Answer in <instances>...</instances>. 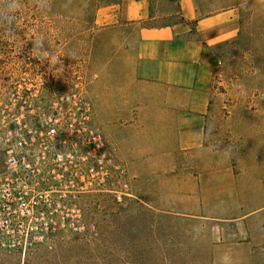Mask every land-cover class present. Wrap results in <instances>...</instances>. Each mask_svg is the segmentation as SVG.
I'll list each match as a JSON object with an SVG mask.
<instances>
[{"label": "rangeland", "instance_id": "374dc122", "mask_svg": "<svg viewBox=\"0 0 264 264\" xmlns=\"http://www.w3.org/2000/svg\"><path fill=\"white\" fill-rule=\"evenodd\" d=\"M234 1L242 30L210 47L211 97L201 145L145 150L129 114L108 97L101 104L95 97L90 54L97 27L89 11L71 0H20L13 31L0 26V97H13L18 84L37 97H57L82 75L95 125L116 144L132 177V196L85 198L89 228L83 236L60 234L24 255L0 247V264H40L60 249L79 255L80 264H221L225 254L231 264H264V18L249 19L247 0ZM11 8V0H0V14ZM37 39L43 40L39 59ZM51 54L58 63L50 65Z\"/></svg>", "mask_w": 264, "mask_h": 264}, {"label": "crops", "instance_id": "0c3cea01", "mask_svg": "<svg viewBox=\"0 0 264 264\" xmlns=\"http://www.w3.org/2000/svg\"><path fill=\"white\" fill-rule=\"evenodd\" d=\"M71 1L97 27L90 54L97 101L108 97L129 114L145 150L198 148L211 97L210 47L240 34L236 1ZM246 2L249 19L264 18V0ZM158 17L167 23L146 24Z\"/></svg>", "mask_w": 264, "mask_h": 264}, {"label": "built area", "instance_id": "2783aa9c", "mask_svg": "<svg viewBox=\"0 0 264 264\" xmlns=\"http://www.w3.org/2000/svg\"><path fill=\"white\" fill-rule=\"evenodd\" d=\"M69 92L37 97L32 87L0 97V247L26 252L58 235L88 230L83 200L131 197L117 146L95 125L79 73Z\"/></svg>", "mask_w": 264, "mask_h": 264}, {"label": "clouds", "instance_id": "9594fccd", "mask_svg": "<svg viewBox=\"0 0 264 264\" xmlns=\"http://www.w3.org/2000/svg\"><path fill=\"white\" fill-rule=\"evenodd\" d=\"M12 3V8L9 10V14L8 15H4V14H0V26H4L6 27V29L9 31V33H11L15 27V20H16V12L20 7V0H11ZM40 6H43L42 4ZM43 42L42 39H37L36 41H34V48L36 49V55L35 57L39 59L40 57V45ZM43 55H45L46 57L49 56L48 52H44ZM72 57V56H70ZM73 58V57H72ZM49 63L51 64H56L58 63V57L55 55H50V59H49ZM214 125L209 124L207 126V134H211L212 129H213ZM230 155V149H225V156H229ZM221 264H231V257L228 254H225L221 257Z\"/></svg>", "mask_w": 264, "mask_h": 264}, {"label": "trees", "instance_id": "16d2710c", "mask_svg": "<svg viewBox=\"0 0 264 264\" xmlns=\"http://www.w3.org/2000/svg\"><path fill=\"white\" fill-rule=\"evenodd\" d=\"M91 239H97V233H93L89 235ZM80 256L79 255H69L65 254L62 249L60 251L55 252L53 255L47 254L44 256L39 263L40 264H80ZM25 264H35L34 262L28 261Z\"/></svg>", "mask_w": 264, "mask_h": 264}]
</instances>
